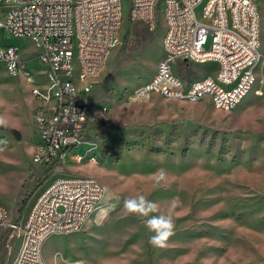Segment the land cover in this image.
Segmentation results:
<instances>
[{
  "label": "rangeland",
  "instance_id": "1",
  "mask_svg": "<svg viewBox=\"0 0 264 264\" xmlns=\"http://www.w3.org/2000/svg\"><path fill=\"white\" fill-rule=\"evenodd\" d=\"M253 2L260 15L255 82L235 109L224 112L214 109L209 98L190 102L152 93L143 103L125 101L155 74L164 56L165 25L162 12L157 13L155 30L128 23L129 0H121L120 41L101 71L87 81L92 91L86 98L101 119L78 147L84 151L80 162L68 152L61 164H33L38 131L31 86L22 76L7 74L0 63V202L10 217L21 220L39 191L58 178L90 177L104 192L86 227L47 239L44 261L264 264V0ZM196 14L205 22L199 9ZM12 42L44 86L43 69L34 59L38 49L26 39ZM183 63L172 69L185 82L215 70L211 63ZM161 169L166 179L157 184ZM140 195L156 202L155 214L174 220V235L164 248L150 245L144 221L123 208L125 199ZM7 241L4 233L0 264H10L17 249L18 240Z\"/></svg>",
  "mask_w": 264,
  "mask_h": 264
},
{
  "label": "built area",
  "instance_id": "2",
  "mask_svg": "<svg viewBox=\"0 0 264 264\" xmlns=\"http://www.w3.org/2000/svg\"><path fill=\"white\" fill-rule=\"evenodd\" d=\"M197 9L205 22L198 20ZM159 12L165 25L164 56L153 77L125 101L143 103L156 93L190 102L209 98L216 110L235 109L249 94L260 59V15L253 0H129L126 21L155 30ZM122 20L121 0H0V63L7 74L26 79L35 102L33 164H61L68 152L77 162L84 158L78 147L101 119L86 98L92 91L87 81L119 43ZM15 38L38 49L34 59L43 69L44 86L20 58ZM178 61L185 67L186 62L211 63L215 70L185 82L172 69ZM103 197L96 180L75 176L43 187L21 220H13L0 202V239L7 233L8 245L18 240L10 264H46L42 251L47 239L81 231Z\"/></svg>",
  "mask_w": 264,
  "mask_h": 264
},
{
  "label": "clouds",
  "instance_id": "3",
  "mask_svg": "<svg viewBox=\"0 0 264 264\" xmlns=\"http://www.w3.org/2000/svg\"><path fill=\"white\" fill-rule=\"evenodd\" d=\"M3 121H0L2 123ZM156 183L160 184L166 179V172L161 169L156 173ZM123 208L128 214L140 217L147 230L151 233L148 243L157 248H164L170 237L174 235L175 223L171 215L155 214L158 212L156 202L144 195L125 199Z\"/></svg>",
  "mask_w": 264,
  "mask_h": 264
},
{
  "label": "crops",
  "instance_id": "4",
  "mask_svg": "<svg viewBox=\"0 0 264 264\" xmlns=\"http://www.w3.org/2000/svg\"><path fill=\"white\" fill-rule=\"evenodd\" d=\"M34 110H35V107H34ZM33 114H34V111H33ZM34 135V134H33ZM35 136V135H34ZM36 139V138H35ZM65 156H66V154H65ZM65 156H64V159H65ZM89 221V220H88ZM88 221L86 222V224L88 223ZM86 224H85V226L84 227H86ZM45 263L46 264H51V263H49L48 261H45Z\"/></svg>",
  "mask_w": 264,
  "mask_h": 264
},
{
  "label": "water",
  "instance_id": "5",
  "mask_svg": "<svg viewBox=\"0 0 264 264\" xmlns=\"http://www.w3.org/2000/svg\"><path fill=\"white\" fill-rule=\"evenodd\" d=\"M15 134V133H14ZM16 135V134H15ZM17 139H18V136L16 135Z\"/></svg>",
  "mask_w": 264,
  "mask_h": 264
},
{
  "label": "trees",
  "instance_id": "6",
  "mask_svg": "<svg viewBox=\"0 0 264 264\" xmlns=\"http://www.w3.org/2000/svg\"><path fill=\"white\" fill-rule=\"evenodd\" d=\"M24 202V201H23Z\"/></svg>",
  "mask_w": 264,
  "mask_h": 264
}]
</instances>
